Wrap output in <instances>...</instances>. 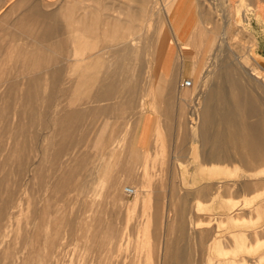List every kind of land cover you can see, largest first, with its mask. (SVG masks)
Returning <instances> with one entry per match:
<instances>
[{
  "label": "rangeland",
  "instance_id": "374dc122",
  "mask_svg": "<svg viewBox=\"0 0 264 264\" xmlns=\"http://www.w3.org/2000/svg\"><path fill=\"white\" fill-rule=\"evenodd\" d=\"M45 1L0 0V264H264V156L252 157L247 146L252 137L248 125L264 120V72L248 57L258 49L257 54L264 56V10L260 22L255 18L256 7H263L264 0H248L252 6L243 0H190L196 21L205 12L210 19L200 38L207 27L218 24L221 10L225 12L216 45L226 17H233L231 30L226 28L227 43L246 61L240 65L230 60L237 70L231 78L243 89L222 90L218 97L226 102L228 113L221 119L211 116L220 124L214 132L221 127L218 165L225 168L218 169L201 165L198 133L196 151L188 145L189 120L197 111L193 103L200 107L204 94L198 96V90L207 87L208 66L202 74L184 72L178 81V71L171 72L174 59L168 57L160 65L152 57L157 43L170 42L172 56L179 52L171 43L170 19L180 2L187 1ZM34 9L43 13L39 18L43 25L36 22L40 20ZM244 19L251 26H244ZM25 22L30 26L23 24L28 26L21 29ZM27 27L32 35L38 34L31 35L32 42ZM20 29L28 33L24 36L28 41L20 37L24 35ZM48 30V37H42ZM122 47L139 50L126 75L137 76L131 75L128 84L123 82ZM116 48L119 51L113 53ZM188 48L183 49L193 51ZM46 66L56 74H43L41 68ZM115 67L120 68L116 74ZM183 80L194 81L196 88L182 95L188 101L182 100L179 108L177 93ZM107 84L111 95L104 91ZM173 85L170 93L153 90ZM126 89L140 94L126 95ZM134 98L131 112L130 104L122 102ZM157 98L169 100L170 111ZM237 99L251 103L252 112L239 106ZM149 114L148 131L143 133ZM253 138L264 140L262 126ZM126 187L135 195H125ZM238 236H244V251ZM215 239L220 245L214 252Z\"/></svg>",
  "mask_w": 264,
  "mask_h": 264
},
{
  "label": "bare ground",
  "instance_id": "6f19581e",
  "mask_svg": "<svg viewBox=\"0 0 264 264\" xmlns=\"http://www.w3.org/2000/svg\"><path fill=\"white\" fill-rule=\"evenodd\" d=\"M45 1V0H44ZM247 1L248 0H243V3L245 2V3H247ZM255 1V0H254ZM258 1V0H257ZM46 2V1H45ZM61 2V1H60ZM151 2H155V0H153V1H151ZM212 2V1H211ZM256 2V1H255ZM259 2V1H258ZM257 2V3H258ZM52 4L54 3V2H51ZM68 3V2H67ZM73 3V2H72ZM243 3H241V4H243ZM262 3V2H261ZM261 3H259V4H261ZM170 4H172V3H168L167 4V6H171ZM200 4V3H199ZM247 4H249L250 6H252L250 3H247ZM255 4V3H254ZM259 4H257V5H259ZM60 5V4H59ZM219 5V4H218ZM263 5V4H262ZM49 6H51V5H49ZM48 6V7H49ZM203 6V5H202ZM209 6V5H208ZM263 7H264V5H263ZM263 7L262 6H257L256 8H257V14H256V21L257 22H260L262 19V17L260 16L261 14H262V11L264 10L263 9ZM29 8V7H28ZM64 8V7H63ZM85 8V7H84ZM71 9V8H70ZM33 10V9H32ZM31 10V11H32ZM35 10V15L37 14L38 16H37V19H39V18H41L42 19V15L41 14H43L41 11H39L40 13H37L36 12V9H34ZM208 10V9H207ZM28 11H30V10H28ZM214 11V10H213ZM33 12V11H32ZM76 12V11H75ZM167 13L166 14H169L170 13V11H166ZM203 12V11H202ZM22 13H25V12H22ZM21 13V14H22ZM239 13V12H238ZM20 14V16H22ZM29 14V13H28ZM49 13H46V15H48ZM51 14V13H50ZM55 14H57V13H55ZM58 14H59V12H58ZM67 14V13H66ZM199 14V13H198ZM203 14V16L201 15V17H200V21H196L197 23H196V25H195V27H194V30H193V32H191L192 33V35H191V37H190V39L188 40V43H183L182 45L183 46H189V48H192L193 49V51H191V52H189L187 49H183L182 47V45L179 43L178 44V46H179V52L175 55L176 57L174 58V61H173V68H172V70H171V72H172V74L174 73L175 74V72H176V74H178L179 73V75L178 76H175V77H178V80L180 81L181 79H182V68L184 67V69H185V67L187 66V63H188V61H192V70H193V72H200L201 73V71L202 70H204V67L207 65L208 66V70H205V71H207V73H205V76H204V79L205 80H207V81H205V83L207 82V87H205V83H203L202 85H204V87L205 88H202V89H199L198 90V96L202 93V94H204V95H202V98L203 99H207V94L211 91V90H216L218 93H220L221 94V92H222V90H224V89H228V90H234V91H238V89L239 90H242L243 89V86H240L238 83H236L235 81H233L232 80V78H231V76H232V73H234V72H236L237 70H236V67L232 64V63H230V60L233 58L238 64H240V65H246L245 63H246V61L245 60H242V58H241V56L240 55H237V54H235L234 52H232V48H231V46H230V44L229 43H227V33H228V31H227V29L226 28H228L229 29V31L231 30L230 28H231V19L233 18L232 16L230 17V16H228V17H226L227 18V21H225V23H224V26H225V29L222 31V33L223 34H221V36H219V38H220V41H219V43H217V45L214 43L215 42V38L218 36L217 35V32H218V27H219V25H222V23H220L219 21H220V17H224L226 14H225V12H223L222 10H221V12H220V15H219V18L216 20L217 21V23L218 24H215V26H213V28H206L205 30H206V33L205 34H201V38L199 37V35H200V33L201 32H203L202 31V26L204 25V24H206V23H209V21H210V19L207 17V18H205L206 17V12H205V14L204 13H202ZM25 15V14H24ZM27 15V14H26ZM25 15V16H26ZM30 15V14H29ZM29 15H28V18H31V19H33L32 21H34L35 19H36V17L34 18L32 15H31V17H29ZM240 15H241V13H240ZM239 15V16H240ZM25 16H23V17H25ZM52 16V15H51ZM58 16V15H57ZM242 16H243V14H242ZM241 16V17H242ZM263 16H264V14H263ZM49 17V16H48ZM56 17V16H55ZM59 17V16H58ZM217 17V16H216ZM261 17V18H260ZM22 18V17H21ZM20 18V19H21ZM45 18V17H44ZM51 18H53V17H51ZM245 18V17H244ZM27 18L25 17L23 20H26ZM30 19V20H31ZM246 19V18H245ZM244 19V23H242V24H244V26L246 25L245 23H247V25H250L251 26V23H249V21H248V19L247 20H245ZM261 19V20H260ZM40 20V19H39ZM55 20V19H54ZM59 19H57V24H58V22L60 21H58ZM82 20V19H81ZM196 20V19H195ZM241 20H242V22H243V19L241 18ZM48 21V20H47ZM46 21V22H47ZM52 20H50V22H51ZM56 21V20H55ZM214 21V20H213ZM229 21V22H228ZM17 22V21H16ZM20 22V21H19ZM27 22H28V19H27ZM27 22H25V23H22L21 25H22V27L23 28H21V29H24L26 26H28L29 24L27 23ZM37 23H39V22H41L42 23V25H43V22H42V20H40V21H36ZM36 22H34V23H36ZM45 22V23H46ZM49 22V21H48ZM263 22H264V20H263ZM33 23V24H34ZM74 23H76V22H74ZM211 23V22H210ZM19 24V23H18ZM18 24L17 25H15L16 27L15 28H17V26H18ZM23 24H28V25H26L25 27L23 26ZM33 24L31 23V25L33 26ZM47 24V23H46ZM56 24V23H55ZM56 24V25H57ZM60 24V23H59ZM58 24V25H59ZM213 24V23H212ZM39 25V24H38ZM50 25V24H49ZM61 25V24H60ZM78 25V24H77ZM30 26V25H29ZM201 26V27H200ZM19 27L20 26H18V29H19ZM42 27V26H41ZM58 27V26H57ZM56 27V28H57ZM30 28V27H29ZM28 27L25 29L26 30V32H27V30H29L28 32H30V37H28V39L30 38V42H32L33 41V38H32V40H31V35H32V31H30V29H29ZM244 28V27H243ZM20 29V30H21ZM36 30H37V28H35ZM53 29H54V27H53ZM75 29H76V27H75ZM246 29V28H245ZM244 29V30H245ZM58 31H61L62 32V30L60 29H57ZM22 31V30H21ZM39 31V30H38ZM49 31L50 30H48V31H46L45 33H43V34H41L42 35V37H48V33H49ZM52 31H54V30H52ZM78 31V30H77ZM19 32L20 31H18V34H19ZM22 32H24V30L22 31ZM21 32V33H22ZM40 32V31H39ZM71 32H74V30L72 29V31ZM15 33H17V31H15ZM20 33V34H21ZM57 33V32H56ZM55 33V34H56ZM60 33V32H59ZM64 33V32H63ZM77 33V32H76ZM19 34V35H20ZM22 34H24L23 36H20L21 38L23 37L24 38V36H25V34H28V33H22ZM37 34V33H36ZM36 34H33L34 36H36ZM82 34V33H81ZM33 35H32V37H33ZM38 35V34H37ZM15 36V35H14ZM17 36V35H16ZM188 36V35H187ZM19 37V36H18ZM51 37V36H50ZM55 36H52V38L51 39H56V38H54ZM20 38V39H21ZM22 38V39H23ZM25 40L24 41H28V39L27 38H24ZM63 39V38H62ZM36 40V39H35ZM42 40V39H41ZM57 41V40H56ZM59 41H60V38H59ZM58 41V42H59ZM62 41V40H61ZM60 41V42H61ZM168 41V40H167ZM29 42V43H30ZM35 42V41H34ZM38 42V41H37ZM50 42V41H49ZM59 42V43H60ZM72 42H73V40H72ZM28 43V42H27ZM61 43H63V41L61 42ZM168 43H170V42H168ZM168 43H157V46H156V51H155V54L152 56L154 59V61H155V63H159L160 65L161 64H163V62H164V59H167L168 57H173L172 55H171V51H170V48H171V46H170V44L168 45ZM118 44V43H117ZM122 44V43H121ZM36 46H37V44H35ZM68 45V44H67ZM129 45H132V43H129ZM216 45V46H215ZM42 46V45H41ZM43 46H44V44H43ZM119 46V45H118ZM169 46H170V48H169ZM51 47V46H50ZM108 47V46H107ZM112 47V46H111ZM54 48V47H53ZM65 48V47H64ZM68 48V47H67ZM109 48V47H108ZM118 48V47H117ZM117 48L116 49H113V53H116V51H119V50H117ZM126 48V47H125ZM124 47H122L121 48V52H122V54H123V57H125V65H123L124 67H123V75H124V78H126V79H124L125 81H123L124 83H127L128 84V81H130V80H127V79H130V78H134L133 76H137V74H135V72L133 73V74H129L128 76H126L127 75V73L130 71V66H131V64L136 60L135 59V57H136V54H137V57H138V54L139 53H136L135 51H137V52H139V50H137V49H135V51H134V49L133 48H130V49H125ZM135 48V47H134ZM186 48H188V47H186ZM188 48V49H189ZM55 51V50H54ZM158 51H159V53H158ZM256 52V51H255ZM254 52V50H253V52L252 53H250L249 55H248V57H249V59L253 62V64L254 65H256V67H258V69H260L261 71H263L264 72V56L263 57H261V56H259V54H257V52H258V50H257V52L255 53ZM75 53H76V51H75ZM51 54H52V52H51ZM12 55H14V54H12ZM53 55V54H52ZM54 55H56V53L54 54ZM41 56V55H40ZM19 57V56H18ZM35 57V56H34ZM50 57V59H51V55L49 56ZM56 57V56H55ZM20 58V57H19ZM48 58V57H47ZM57 58V57H56ZM56 58H55V60H56ZM17 59V58H16ZM40 59V58H39ZM50 59L49 60H47L48 62H50ZM44 60V59H43ZM45 60V61H46ZM58 60V59H57ZM56 60V61H57ZM67 60V59H66ZM123 60V59H122ZM25 61V60H24ZM39 61H41L42 62V58H41V60H39ZM39 61H38V63H39ZM44 61V62H45ZM55 61V64H58L57 62ZM83 61V60H82ZM123 61V62H124ZM140 61H141V59L139 60V58H137V61H136V63L138 62V64H140ZM23 62V61H22ZM26 62V61H25ZM27 63V62H26ZM119 62H117V64H118ZM135 63V62H134ZM23 64V63H22ZM137 64V65H138ZM54 65V64H53ZM119 65V64H118ZM118 65H117V67H118ZM152 65V64H151ZM213 65L215 66V68L213 67ZM239 65V66H240ZM23 66V65H22ZM38 66V65H37ZM57 66V65H56ZM74 66V65H73ZM155 66V65H154ZM159 66V65H158ZM189 66V65H188ZM237 67H238V65H236ZM66 67H67V65H66ZM117 67H115V69H114V71L112 72V73H114L115 72V74L118 72V70H120V68H117ZM134 67H136L135 66V64H134ZM157 67V66H156ZM163 67V66H162ZM249 67V66H248ZM22 68V67H21ZM51 68L52 67H49V66H46L45 68H41V71H43V74L44 73H48L49 75H55L56 74V72H54V70L52 69V71H51ZM26 69V68H25ZM29 69H31V68H29ZM56 69H58V68H56ZM71 69V68H70ZM75 69V68H74ZM122 69V68H121ZM156 69H158V68H156ZM27 70V69H26ZM59 70V69H58ZM132 70V69H131ZM160 70V69H159ZM170 70V67H168L167 68V72ZM255 70V69H254ZM134 71H138L136 68L134 69ZM155 71V70H154ZM177 71H178V73H177ZM204 71V72H205ZM242 71V70H241ZM62 72V71H61ZM203 71H202V73H204ZM30 73V72H29ZM106 73V72H105ZM137 73V72H136ZM141 73V71H139L138 72V74H140ZM157 73V72H156ZM201 73V74H202ZM245 73H247V72H245ZM244 73V74H245ZM122 74V73H121ZM135 74V75H134ZM200 74V75H201ZM251 73H249V75H250ZM46 75V74H45ZM58 75H61L59 72H58ZM112 75V74H111ZM110 75V76H111ZM131 75H133V76H131ZM204 75V74H203ZM248 75V74H247ZM252 75V74H251ZM110 76H108V77H110ZM115 76V75H114ZM135 76V77H136ZM244 76V75H243ZM104 77V76H103ZM107 77V78H108ZM113 77V76H112ZM111 77V78H112ZM160 77H161V75H160ZM202 77V76H201ZM254 77V76H253ZM260 77V76H259ZM259 77H257V79H260ZM52 78V77H51ZM162 78H164V76L162 77ZM162 78H161V80H162ZM251 78V77H250ZM21 79V78H20ZM34 79H37V77L35 78L34 77ZM109 80H110V78H108ZM107 79V80H108ZM121 79H123V77L121 78ZM203 79V78H202ZM203 79V80H204ZM42 80V79H41ZM101 80H103V78L101 79ZM106 80V81H107ZM114 80V79H113ZM135 80V79H134ZM134 80H132V81H134ZM175 80V79H174ZM248 80H249V78H248ZM36 81V80H35ZM52 81V80H51ZM80 81V80H79ZM78 81V82H79ZM105 81V83H107ZM111 81V80H110ZM109 81V84L111 83V86L113 85L112 84V82H110ZM119 81V80H118ZM121 81V80H120ZM121 81V83H123ZM166 81H167V78H166ZM177 81V80H176ZM188 80H183L182 81V87H184V88H187V89H189V90H187V91H190L191 89L193 90V89H195L196 88V86L194 85V81H192V86L191 87H186L184 84L187 82ZM190 81V80H189ZM254 81V80H253ZM38 82V81H37ZM81 82V81H80ZM131 82V81H130ZM129 82V83H130ZM162 82V81H161ZM199 82V81H198ZM203 82V81H202ZM120 83V84H121ZM123 83V84H124ZM168 83V82H167ZM176 83V82H175ZM35 84V83H34ZM50 84V83H49ZM82 84V83H81ZM80 84V85H81ZM97 84V83H96ZM102 84L104 85V81L102 82ZM109 84H107V86L106 87H108L109 86ZM123 84H122V86H123ZM78 85V84H77ZM106 85V84H105ZM162 85V84H161ZM165 85V84H164ZM8 86V85H7ZM73 86V85H72ZM122 86H119V89H120V87H122ZM171 86V85H170ZM170 86H163V88H166V89H173V87H174V85L172 86V87H170ZM180 86V85H179ZM105 87V90H104V87H103V90L104 91H106L107 89H109V87L108 88H106ZM161 87V86H160ZM198 87V86H197ZM201 87H203V86H201ZM84 88V87H83ZM124 88V87H123ZM155 88H158V87H155ZM178 88V87H177ZM102 89V88H101ZM112 89V87L109 89V90H111ZM114 89V88H113ZM122 89V88H121ZM120 89V90H121ZM130 89V88H129ZM128 89V90H129ZM182 89V88H181ZM181 89L179 90V92L178 93H180L181 92ZM109 90H107V92H109L108 94H112V93H110V91ZM127 90V89H126ZM127 90V92H129ZM161 90V89H160ZM178 90V89H177ZM112 92H113V90H111ZM117 91H118V89H117ZM116 91V92H117ZM163 91V90H162ZM171 91V90H170ZM106 92V93H107ZM134 92V91H133ZM164 92V91H163ZM239 92V91H238ZM130 93V92H129ZM241 93V92H240ZM130 95V94H129ZM217 95V94H216ZM216 95H215V97H216ZM224 95V94H223ZM34 96V95H33ZM248 96V95H247ZM32 97V96H31ZM102 97V96H101ZM119 97V96H118ZM33 98V97H32ZM116 98V97H115ZM114 98V99H115ZM202 98H201V101H202ZM192 99V98H191ZM209 99V98H208ZM221 99H223L222 97H218V98H216V101L214 102V106L213 107H211L210 105H208L207 103H206V101L204 100V102L202 101L201 102V104H200V107L199 108H197V106L195 105L196 104V102H192L193 103V109L195 110H197V111H193V113H191V114H193V115H195V118L193 117V118H191V120H189V122H190V129H191V131H190V140H189V145H190V151H193V150H195V148H194V146H195V144H197L196 143V140L194 139L195 137V135H196V133H198V135H199V147H200V145H201V132H202V130H203V126H204V120H208V119H210L211 118V116H215L216 117V119H221L222 117H223V113L225 114L226 112L228 113V107H227V104H225V103H223V100H221ZM183 100V99H182ZM195 100L197 101V99L195 98ZM224 100H225V98H224ZM184 101V100H183ZM237 101L239 102V106H242V107H244L245 108V110L248 108V110L247 111H250V112H252V109H253V107H252V105H251V103H249V102H244V103H242L239 99H237ZM120 105V104H119ZM237 105V104H236ZM181 107V106H180ZM214 108V109H213ZM264 108V107H263ZM191 110V109H190ZM226 111V112H225ZM115 113V112H114ZM71 116V115H70ZM77 116V115H76ZM103 116V115H102ZM192 117V116H191ZM190 118V117H189ZM216 119H214V120H216ZM192 120H195V122L193 123L192 122ZM259 124V125H258ZM253 123V124H249L248 125V130H249V135H251L252 137L250 138V140H248L247 142V146H248V150H249V152H250V154H251V156L252 157H254V156H257V157H261V156H264V140L262 139V140H257V139H254L253 138V136L254 135H256V128L257 127H261L262 126V129L264 130V120L261 122V123ZM216 125V124H215ZM70 126V125H69ZM69 126H68V128H69ZM219 126H220V124H219ZM215 128H217L216 126H215ZM111 129V128H110ZM219 129H221V127L220 128H218V130ZM223 129V128H222ZM217 130V131H218ZM214 131V130H213ZM217 131H216V135L215 136H217L218 135V133H217ZM91 132V131H90ZM107 132H108V130H107ZM110 132V131H109ZM219 132V131H218ZM212 133V132H211ZM209 134V133H208ZM221 135H223V133L222 134H220V136ZM213 136H214V134H213ZM219 136V135H218ZM225 136V135H224ZM222 137V136H221ZM225 138V137H224ZM223 139V138H222ZM220 140V139H219ZM216 142V141H215ZM212 143H214V141L212 142ZM219 143H220V141H219ZM102 146V145H101ZM213 147V146H212ZM101 148V147H100ZM207 150V149H206ZM196 151V150H195ZM208 152H210V151H208ZM212 152V151H211ZM213 152H215V151H213ZM113 153V152H112ZM209 155H211V158H212V153L210 154L209 153ZM209 158V157H208ZM219 159H220V157H219ZM218 159V160H219ZM197 161V160H196ZM206 162V161H205ZM210 163H212V161H210ZM232 164H235V163H232ZM223 165V164H222ZM222 165L220 166V165H218V166H216V165H212V164H210V165H207L208 166V169H209V167L210 168H223L224 167V165H223V167H222ZM226 165V164H225ZM206 166V167H207ZM220 166V167H219ZM76 167V166H75ZM203 167H205V166H203ZM227 167V166H226ZM236 167L237 168H240L239 166H237L236 165ZM225 168V167H224ZM227 169H228V167H227ZM262 169V168H261ZM222 170V169H221ZM211 171V170H210ZM240 171V170H239ZM242 171H243V169H242ZM258 171V170H257ZM212 172V171H211ZM224 172H225V170H224ZM243 172H245V171H243ZM128 173H129V171H128ZM250 173V172H249ZM212 174V173H211ZM219 174H221L220 172H219ZM222 174H223V172H222ZM246 174H248V173H246ZM128 175H131L132 176V173L131 174H128ZM134 175V174H133ZM254 175H261L260 173H257V174H254L253 173V176ZM130 176V177H131ZM252 175H251V177H253ZM212 177V176H211ZM241 177H244V179L247 177L246 175L244 176V173H243V175H241ZM125 178H126V173H125ZM129 178V177H128ZM127 178V179H128ZM255 178H257V177H255ZM203 179V178H202ZM254 179V178H253ZM116 183V182H115ZM110 186V185H109ZM112 186V185H111ZM114 188H115V186H113ZM241 187V186H240ZM239 187V188H240ZM215 188H216V186H215ZM242 188V187H241ZM108 189H109V187H108ZM218 189V188H217ZM115 190V189H114ZM155 190V189H154ZM112 191H113V189H112ZM135 191V190H134ZM216 191H218V190H216ZM110 193H111V191H109ZM242 192V191H241ZM109 193V194H110ZM135 193H136V191H135ZM113 194H114V192H113ZM181 194V193H180ZM185 194V193H184ZM187 194V193H186ZM191 194H192V192H191ZM135 195V194H134ZM114 196V195H113ZM189 196V195H188ZM184 197L185 196H183V199H184ZM214 197H217L216 195L214 196ZM114 198V197H113ZM168 198V197H167ZM166 198V199H167ZM182 199V198H181ZM194 200V199H193ZM184 201H186V199L184 200ZM199 201V200H198ZM212 201H213V199H212ZM115 202H116V199H115ZM191 202V201H190ZM258 202V201H257ZM184 203V202H183ZM245 203V202H244ZM248 203V202H247ZM177 205V204H176ZM237 205V204H236ZM244 205V204H243ZM190 206V205H189ZM234 207H235V205H234ZM239 207V206H238ZM166 208V207H165ZM169 208H171V207H169ZM168 208V209H169ZM190 209H191V207H189ZM241 208V207H240ZM243 208V207H242ZM247 209V208H246ZM181 210V209H180ZM199 210V209H198ZM179 211V210H178ZM183 211V210H182ZM185 212H186V210H184ZM183 211V212H184ZM189 210H187V212H188ZM191 211V210H190ZM247 211V210H246ZM196 212H198V211H196ZM238 212V211H237ZM166 213V212H165ZM170 213V212H169ZM187 215V214H186ZM178 216V215H177ZM164 217H166L165 215H164ZM184 217H185V215H184ZM182 218V219H185V218ZM133 218V217H132ZM181 219V220H182ZM188 219V218H187ZM96 221V220H95ZM184 221V220H183ZM233 221H236V220H233ZM237 223L239 222V221H236ZM164 223H165V220H164ZM181 223V222H180ZM184 223V222H183ZM186 223V222H185ZM81 224V223H80ZM202 224H205V223H202ZM239 224V223H238ZM244 224V223H243ZM191 225H193L192 224V222H191ZM109 226H111V225H109ZM201 226V225H200ZM205 226V225H204ZM241 226V225H240ZM202 227V226H201ZM208 227V226H207ZM243 227V226H242ZM241 227V228H242ZM110 228V227H109ZM180 228H182L181 227V224H180ZM165 229V228H164ZM163 229V231H166V229L164 230ZM179 229V228H178ZM108 228H107V232H108ZM112 230V229H111ZM110 230V231H111ZM182 230H184V229H182ZM243 230V229H242ZM216 231V230H215ZM180 232H181V229H180ZM179 232V233H180ZM218 232V231H217ZM217 232H215V233H217ZM165 233V232H164ZM236 233V232H235ZM235 233H233V234H235ZM240 233H241V231H240ZM108 234H110V232L108 233ZM186 234H188V233H186ZM219 234V233H218ZM237 235H238V232L236 233ZM106 235V234H105ZM105 235H104V237H105ZM178 234H176V237H178L177 236ZM180 235V234H179ZM240 235V234H239ZM249 235V234H248ZM183 236V235H182ZM189 236V235H188ZM109 237V236H108ZM108 237H106L107 239H108ZM112 237V236H111ZM163 237V236H162ZM190 237H192V236H190ZM189 237V238H190ZM204 237H205V235H204ZM218 237V236H217ZM239 237V236H238ZM246 237V236H245ZM179 238H181L182 239V242L184 241L183 239V237H178V240H179ZM210 238V237H209ZM214 238H216L215 236H214ZM213 238V239H214ZM235 238H237L236 236H235ZM234 238V239H235ZM247 238V237H246ZM117 239V238H116ZM120 239V238H119ZM180 239V240H181ZM205 238H203V240H204ZM221 239V238H220ZM110 240V239H109ZM188 240H190V239H188ZM219 240V239H218ZM217 239H215V241L213 242V245H212V247H213V251L215 252V250H217L218 249V245H220V243H219V241H218ZM187 241V240H186ZM194 242V237H193V239L191 240V242ZM178 242V241H177ZM181 242V243H182ZM188 242V241H187ZM190 242V241H189ZM108 243V242H107ZM244 243H245V239H244V236H240L239 237V239H238V245H239V248L241 249V251L243 250V249H245L244 248ZM119 244H120V242H119ZM163 246H164V244H162ZM107 247V246H106ZM178 247V246H177ZM212 247H211V249H212ZM190 248V247H189ZM162 251H164V250H162ZM244 251V250H243ZM126 254V253H125ZM175 254V253H174ZM132 255V254H131ZM189 254L187 253V255L186 256H188ZM157 256V255H156ZM172 256V255H171ZM181 256H182V253H181ZM133 257V256H132ZM136 257V256H135ZM162 257V256H161ZM129 258V257H128ZM171 258V257H170ZM189 258V257H188ZM125 259V258H124ZM123 259V260H124ZM129 259H132V258H129ZM129 259H128V261H129ZM136 260V259H135ZM158 260V259H157ZM188 260V262L187 263H189V259H187ZM191 260V259H190ZM165 261V260H164ZM182 261V260H181ZM138 263H139V261H138ZM171 263H173V262H171ZM26 264V263H25ZM132 264V263H131Z\"/></svg>",
  "mask_w": 264,
  "mask_h": 264
},
{
  "label": "crops",
  "instance_id": "0c3cea01",
  "mask_svg": "<svg viewBox=\"0 0 264 264\" xmlns=\"http://www.w3.org/2000/svg\"><path fill=\"white\" fill-rule=\"evenodd\" d=\"M185 1H187V2L184 3V4H182V2H180L179 7H176L175 10L173 11V13L171 14L172 18L170 19V25H171L173 33H174V36H173V39H172L171 43H175V46L177 48L179 47L178 46L179 43H182V44L183 43L184 44L188 43V40L190 39V37L192 35L191 32H193L194 27L196 25V20H195L196 19L195 18L196 17V13H194L195 11L193 9V5L194 4L191 3L190 0H185ZM260 46L261 45L259 44V47ZM184 47L186 48V47H189V46L186 45V46H183L182 48H184ZM176 54H177V52H175V55ZM175 55H173V57H171V58L174 59L176 57ZM191 65H192V61H188L187 66L185 67V69H184V67L182 68V78H183V75L185 73H188V72H190L192 70V68H191L192 66ZM150 88H152V87H150ZM148 89H149V87L147 89H145V90L148 91ZM153 90L156 91L157 93L158 92L159 93L160 92H162V93H170L169 89H166V88H163V87H158V88L153 87ZM187 90H188L187 88L183 87L181 89V92L177 93L178 97L180 99L179 108H180V106L182 107V99L184 100L183 102H185V103H187V101H188V98L182 97V95H186L188 93ZM178 92H179V90H178ZM129 94H130V96H136L137 97L140 93L139 92H135V91L133 92V90H131L130 93L129 92L126 93V95H129ZM215 95H216V97H215ZM219 95H220V93H218L215 89L211 90L207 94V96H208L207 99L205 100V99L202 98V101L204 102V100H205L207 104L209 103L208 105L213 107L214 106V102L216 101V98ZM156 101H160V104L161 103H163V105L165 104L164 106L168 107V108H166V110L170 111L171 107L167 106V104L171 105V102L169 100H164V99H161V98H159V99L157 98ZM136 102H137V98L136 99L134 98V99H131L130 102H129V100H126L125 103H124V101H123L122 105L127 106V104H130V107H131L130 110L132 112V111H134V107L136 105ZM201 102H200V104H201ZM167 111H166V114H167ZM178 113H179V109H178ZM179 117L180 116H178V118ZM149 121H150V114H149V116L147 115L145 117V124L147 126H146L145 130L143 131V133L148 131ZM204 121L205 122H204L203 130L201 132V142H200L201 143V145H200V149H201L200 160L203 161V162H201V165L205 166V167L207 165H210V164H212V165L214 164V165L218 166L219 140L217 139L218 135L215 136L216 132H214L213 129L215 128V126L219 127V125L217 123V120H214V119H211V118L208 119V120H204ZM213 134H214V136H213ZM213 141H214V143H212ZM188 145H189V143H188ZM208 151H210V152H208ZM213 151H215V152H213ZM209 153L210 154L212 153V158H211V155H209ZM210 161H212V163H210Z\"/></svg>",
  "mask_w": 264,
  "mask_h": 264
},
{
  "label": "built area",
  "instance_id": "2783aa9c",
  "mask_svg": "<svg viewBox=\"0 0 264 264\" xmlns=\"http://www.w3.org/2000/svg\"><path fill=\"white\" fill-rule=\"evenodd\" d=\"M184 85H185L186 87H191V86H192V82L188 80ZM124 193H125V195H127V196H134L135 191H134V189L131 188V187H126L125 190H124Z\"/></svg>",
  "mask_w": 264,
  "mask_h": 264
}]
</instances>
